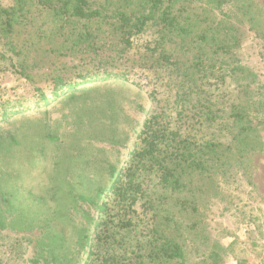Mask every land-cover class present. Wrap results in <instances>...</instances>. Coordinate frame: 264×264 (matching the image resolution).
<instances>
[{
  "label": "rangeland",
  "instance_id": "obj_1",
  "mask_svg": "<svg viewBox=\"0 0 264 264\" xmlns=\"http://www.w3.org/2000/svg\"><path fill=\"white\" fill-rule=\"evenodd\" d=\"M253 1L264 20V0ZM11 4L12 0H0V7ZM241 32L240 56L256 75L260 95L253 99L261 104L258 112L263 115L252 122L254 129L244 145L232 143L237 126L228 123L227 110H219L230 102L229 86L214 91L211 85L184 82L177 69H187L188 60L180 58L170 42L164 44V53L178 56L180 67L160 66V51L151 52L157 41L154 28L125 54V76L110 72L73 80V87L55 95L47 83L49 74L69 62L68 57L30 53L19 59L5 52L0 42V221L5 226L0 229V264H44L52 251L58 264H99L105 246L93 245L98 257L88 258L85 242L93 238L96 210L70 198L60 205L52 199L51 188L68 192L65 180L75 195L107 186L108 167L129 164L128 153L135 148L131 128L137 131L146 119L161 114L189 140L221 143L219 169L186 180V189L177 198L162 189L156 175L146 174L145 193L132 219L135 230L121 231L126 253L131 252L134 262L138 256L147 263L157 232L180 246L184 264H264V37L245 28ZM107 49L105 55L112 52ZM182 86L187 87L184 94ZM36 88L46 91L45 101L36 100ZM69 89L79 93L64 102ZM175 90L184 97L180 118L170 111ZM198 96L203 105L211 99L215 110L207 111L214 120L205 121L195 101ZM2 110H7L5 117ZM100 125L108 134L114 131L121 138L127 134L124 146L111 145L105 136L88 137L87 132ZM57 207L55 221L44 224ZM122 251L116 249L118 254Z\"/></svg>",
  "mask_w": 264,
  "mask_h": 264
},
{
  "label": "trees",
  "instance_id": "obj_2",
  "mask_svg": "<svg viewBox=\"0 0 264 264\" xmlns=\"http://www.w3.org/2000/svg\"><path fill=\"white\" fill-rule=\"evenodd\" d=\"M150 28L157 34L151 52L160 51V66L180 67L178 56L164 53V44L170 42L178 49L180 58L188 60L187 69H177V75L184 82L201 87L211 85L214 91L229 86L226 92L230 102L219 110H227L228 123L237 126L232 143L246 144L247 133L254 129L252 122L263 117L258 112L261 104L253 99L260 95L256 75L240 56L241 29L253 32L257 38L264 37V20L253 0H12L10 6L0 7V42L5 52L19 59L30 53L68 57L69 62L49 74L47 83L52 87V95L73 87L76 84L73 80L88 79L99 73L125 76L123 69L126 67L122 65L128 61L125 54L133 50L134 42ZM104 48L112 52L105 55ZM120 66L122 70L117 68ZM20 67L23 69L21 64ZM23 77L29 80L24 73ZM184 89L187 87L180 88L183 94ZM45 92L43 88H36V100L45 101ZM77 93L69 89L62 100L73 101ZM201 96L195 101L205 121L214 120L212 111H207L215 110L211 99H205L203 105ZM183 101L182 94L175 90L170 111L178 118L184 113ZM6 111L2 110V117ZM160 116L162 114L146 119L137 131L131 128L135 148L128 153L129 164L120 169L109 166L107 186H99L90 194L75 195H71L72 186L65 180L63 185L69 188L68 192L58 193L62 190L51 188L52 199L60 205L70 198L71 202L96 210L98 216L91 220L93 238L85 242L88 243V258L98 257L93 245L102 243L105 246L107 251L98 260L99 264H136L138 261V264H184L180 246L158 237L157 232H153L155 242L146 257L147 263L138 256L134 262L131 252L126 253L123 247L125 236L121 235V231L135 230L132 219L145 193L142 180L146 174L156 175L162 189L170 197L177 198L186 189V180L207 177L219 169L221 143L200 144L189 140ZM127 121L123 117V122ZM100 126L97 130L90 129L88 137L105 136L103 139L108 137L111 145L124 146L127 134H122L121 138L114 131L108 134V130ZM2 199L7 201L4 196ZM180 204L184 205L183 201ZM58 211L59 207L54 209L52 218H47L44 224L55 221L52 215H59ZM4 228L0 221V229ZM116 249H123L122 254L116 253ZM52 252L49 259L42 260L44 264H58V257Z\"/></svg>",
  "mask_w": 264,
  "mask_h": 264
}]
</instances>
